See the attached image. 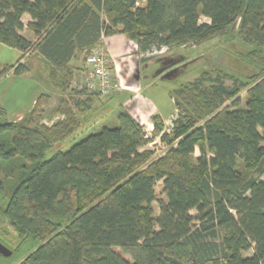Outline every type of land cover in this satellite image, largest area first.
Masks as SVG:
<instances>
[{
	"label": "trees",
	"instance_id": "trees-1",
	"mask_svg": "<svg viewBox=\"0 0 264 264\" xmlns=\"http://www.w3.org/2000/svg\"><path fill=\"white\" fill-rule=\"evenodd\" d=\"M137 1L0 0V43L21 52L0 79L28 72L34 53L63 92L75 78L71 62L85 61L102 37L122 33L138 52L158 53L234 26L249 46L238 58L254 72L208 70L180 84L168 132L154 116L146 137L119 112L117 126L53 152L81 128L68 107L46 125L41 95L15 122L0 106V210L14 232L0 235L12 252L0 264H264V0ZM25 14L34 42L21 34ZM71 94L99 97L81 87ZM155 137L168 149L152 160L142 149Z\"/></svg>",
	"mask_w": 264,
	"mask_h": 264
},
{
	"label": "rangeland",
	"instance_id": "rangeland-1",
	"mask_svg": "<svg viewBox=\"0 0 264 264\" xmlns=\"http://www.w3.org/2000/svg\"><path fill=\"white\" fill-rule=\"evenodd\" d=\"M139 5L143 6L145 0H138L137 1ZM209 20L206 19L203 16H200L199 23H208ZM24 24L26 22L24 21ZM236 26L230 28L228 30V33L224 37H217L213 40H211L208 43H205L198 47H189L183 49L185 52L181 56H186L188 59L183 63L182 68L175 69L174 71V80L176 79V82H192L195 79L198 78L199 73L203 71L208 70H221L223 72L238 76L242 79L244 77L252 74L254 72V69L246 64H244L240 59L238 58L240 53H244L249 49V46L240 41L236 35ZM24 36H26L31 42H34L33 34L27 29L24 28L22 32ZM182 49V48H181ZM179 52L181 50H178ZM177 52V51H175ZM176 54V53H174ZM180 54H177L176 58L179 59ZM21 52L14 48H10L4 44L0 43V67L5 65H13L16 63V61L20 58ZM36 55L28 54L26 55L24 62L25 65L28 67L30 66L32 69H44L43 65L41 63H38L35 59ZM82 55H80L76 60L78 61L79 66L81 65V59ZM173 59V60H174ZM89 69L85 70V73L80 77L77 78V76L74 75V81L71 83L70 88L66 91H60L54 88L50 84V90L46 91L45 94L41 95V100L45 102L44 105H48L49 102H53V104H49V108L46 110L47 112L43 113L42 107L40 116L41 119L45 120L46 123H53L55 120L51 122L52 119H56V117H59L60 120L63 119L61 111L63 107H68L73 112L72 100L74 96L71 94V88L75 86V83L77 80L80 81V79L87 75ZM170 77V74H168ZM33 77V76H32ZM30 77V78H18L17 76L9 73L6 76L2 77L0 79V106L3 107L6 113V118L9 121H14L15 115L18 112H24L25 110H28L31 108L34 96L38 93L37 90L40 88V90L43 88V85L40 83L39 80H37L36 77ZM169 80V78H168ZM223 83L226 86H231L232 82L228 79L224 80ZM176 84L175 82H166V81H160L157 83V86L155 88V94L161 100L163 99V102L165 103L161 104V108L165 111L166 109L169 110L171 103L168 98L167 92L173 88L172 86ZM43 90V89H42ZM39 97V95H38ZM240 97L242 99V105L244 104V97L245 93L242 92L240 94ZM97 98V97H96ZM169 103V104H168ZM70 104V105H69ZM99 105H101L100 102H98ZM170 105V106H169ZM100 106H95L94 111L89 114H84L83 117H87V120H81V117L77 114H75L81 123L80 130L74 135V137L71 140L66 141L62 145H56L52 149V152L55 150H66L68 149L72 144H75L79 142L81 139L85 138L89 134L95 133L98 130H100L102 127H109L113 128L117 126L116 122V115L117 111L113 113V110H105L102 113H99V117L97 114V110H99ZM50 110V111H49ZM100 112V110H99ZM92 114V115H91ZM51 118H50V117ZM89 116H92V119H90ZM168 117V116H167ZM58 118V119H59ZM59 120V121H60ZM43 122V121H42ZM171 122H165L163 127L165 131H169ZM144 132L146 134V137L151 136V132H147L144 129ZM159 137H155L150 143H148L142 150L149 151L152 153L151 159L155 160L160 157H163L167 152V145L159 140ZM52 152H48V155L52 154ZM198 156V151L195 152L193 157ZM161 191V182H159L155 188L156 195L159 196V193ZM9 193V192H8ZM154 213H158V207L157 203L152 204ZM193 213V212H192ZM3 231H7L9 235H1ZM0 235L2 239L10 238L11 236L14 237V232L12 228L9 226L8 221L3 217L1 210H0ZM8 248V247H7ZM9 249V248H8ZM11 250V249H10Z\"/></svg>",
	"mask_w": 264,
	"mask_h": 264
},
{
	"label": "crops",
	"instance_id": "crops-1",
	"mask_svg": "<svg viewBox=\"0 0 264 264\" xmlns=\"http://www.w3.org/2000/svg\"><path fill=\"white\" fill-rule=\"evenodd\" d=\"M24 21L26 24H24ZM30 21L31 20L28 15L25 14L22 16V24L24 28H26V25ZM21 34L23 35V33ZM98 44L103 45L108 54L113 79L117 84L118 89L115 94L108 98L89 97L85 94L74 96L71 106L73 107V112H77L78 110V112L74 114H77L79 118L81 117L82 121H85L87 120V117H83L84 114L87 115L92 113L95 106H100V112L97 110L98 113H93L94 115L97 114L98 117L99 113H102L107 109L113 110V113L114 111H117V113L127 112L147 132H149V130H153L152 117L154 116L158 117V119L162 122V125H164L166 121L171 122L175 114V106L173 99L170 97V92L183 83L178 81L176 82V79L174 80V71L175 69L182 68L183 63L186 59H188L186 56H181V54L183 55L185 52L183 48L180 47L173 51H170V49H162L158 53H141L138 52L137 44L122 33H115L113 35L103 37ZM178 50L181 51L179 52ZM177 54H180V58L176 60L174 57H176ZM32 55H36V61L38 60L37 62L41 63L44 66V69H32L28 66V72L17 77L27 79L32 76L36 77L43 85V90L38 88V93L34 96L31 108L25 110L24 112H18L12 122L18 121L27 115L33 108L38 95H43L46 91L51 89L47 64L39 55L34 53H32ZM70 65L71 71L75 76H77V78H80L85 73V70L88 69L85 61L82 59L80 66L77 60L72 61ZM168 74H170V77ZM78 81L79 80H77V82ZM160 81L176 83L172 86L173 88L167 92L171 106L169 105V110L166 109V113L161 108V104L165 103V101L163 102V99L161 100L163 96L159 98L154 93L157 83ZM98 102H100L101 105H99ZM49 104L52 105L53 102H49ZM49 104L42 105L43 113L47 112L46 110L49 108ZM89 117L92 119V116ZM58 118L59 117H56V119L51 118L50 120L51 122L55 120L53 123H56L60 120V118ZM42 121L46 125L53 124H47L43 119Z\"/></svg>",
	"mask_w": 264,
	"mask_h": 264
},
{
	"label": "built area",
	"instance_id": "built-area-1",
	"mask_svg": "<svg viewBox=\"0 0 264 264\" xmlns=\"http://www.w3.org/2000/svg\"><path fill=\"white\" fill-rule=\"evenodd\" d=\"M85 64L89 71L73 88H84L88 94H97L101 98H108L116 93L118 86L113 79L110 60L103 45L98 44L88 52Z\"/></svg>",
	"mask_w": 264,
	"mask_h": 264
},
{
	"label": "water",
	"instance_id": "water-1",
	"mask_svg": "<svg viewBox=\"0 0 264 264\" xmlns=\"http://www.w3.org/2000/svg\"><path fill=\"white\" fill-rule=\"evenodd\" d=\"M11 250L5 247L3 244L0 243V255L3 257H9L11 255Z\"/></svg>",
	"mask_w": 264,
	"mask_h": 264
}]
</instances>
